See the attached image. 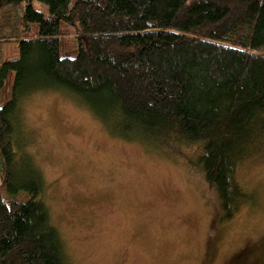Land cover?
I'll use <instances>...</instances> for the list:
<instances>
[{"label": "trees", "instance_id": "obj_1", "mask_svg": "<svg viewBox=\"0 0 264 264\" xmlns=\"http://www.w3.org/2000/svg\"><path fill=\"white\" fill-rule=\"evenodd\" d=\"M62 22L75 57L62 54ZM13 42L18 57L0 63V102L14 74L0 107V264H70L26 149L35 94L66 95L112 136L201 172L222 220L255 198L238 169L264 150V0H0V47Z\"/></svg>", "mask_w": 264, "mask_h": 264}, {"label": "rangeland", "instance_id": "obj_2", "mask_svg": "<svg viewBox=\"0 0 264 264\" xmlns=\"http://www.w3.org/2000/svg\"><path fill=\"white\" fill-rule=\"evenodd\" d=\"M49 15V7L34 1ZM62 54L79 51L76 29L61 23ZM38 25H32V32ZM0 47V63L19 55ZM14 74L2 93L10 99ZM26 149L42 170L46 202L70 264H264V150L241 163L255 194L230 220L203 174L142 143L112 136L61 93L35 94L23 108ZM1 184V179H0Z\"/></svg>", "mask_w": 264, "mask_h": 264}]
</instances>
